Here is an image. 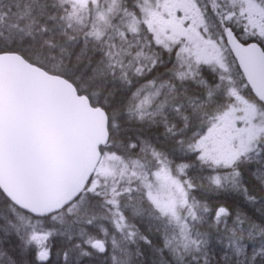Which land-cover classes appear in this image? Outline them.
I'll list each match as a JSON object with an SVG mask.
<instances>
[{"label": "snow or ice", "instance_id": "snow-or-ice-1", "mask_svg": "<svg viewBox=\"0 0 264 264\" xmlns=\"http://www.w3.org/2000/svg\"><path fill=\"white\" fill-rule=\"evenodd\" d=\"M0 264H264V0H0Z\"/></svg>", "mask_w": 264, "mask_h": 264}]
</instances>
